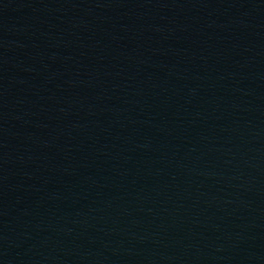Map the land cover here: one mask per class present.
<instances>
[{
    "label": "water",
    "instance_id": "1",
    "mask_svg": "<svg viewBox=\"0 0 264 264\" xmlns=\"http://www.w3.org/2000/svg\"><path fill=\"white\" fill-rule=\"evenodd\" d=\"M0 264H264V0H0Z\"/></svg>",
    "mask_w": 264,
    "mask_h": 264
}]
</instances>
